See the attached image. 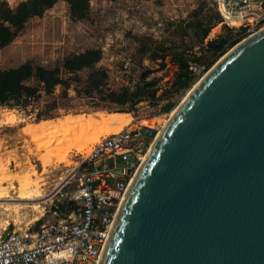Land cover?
Masks as SVG:
<instances>
[{
	"label": "water",
	"instance_id": "95a60500",
	"mask_svg": "<svg viewBox=\"0 0 264 264\" xmlns=\"http://www.w3.org/2000/svg\"><path fill=\"white\" fill-rule=\"evenodd\" d=\"M101 264H264V29L223 54L169 118Z\"/></svg>",
	"mask_w": 264,
	"mask_h": 264
},
{
	"label": "rangeland",
	"instance_id": "374dc122",
	"mask_svg": "<svg viewBox=\"0 0 264 264\" xmlns=\"http://www.w3.org/2000/svg\"><path fill=\"white\" fill-rule=\"evenodd\" d=\"M2 1L16 8L26 0ZM201 5H205L204 10L200 9ZM216 13L209 0H92L87 16L80 20L72 18L66 1H59L43 17L31 18L18 37L0 49V67L16 68L26 62L36 67H58L64 79L71 77V86L67 89L58 85L53 94H43L39 101L25 106L0 105L2 164L21 174L37 168L39 177L34 178L42 181L44 196L20 200L18 190H12V196L0 199V222L25 228L50 220L46 210L51 192L73 165L71 156L75 149L68 153V161L54 163L43 172L36 143L25 134V126L66 115L99 118L101 114L113 112L129 114L127 123L132 119L130 113L135 117L166 115L170 118L198 82L179 91L171 88L178 71L177 54H184L192 60V65L208 71L220 59L216 60L214 47L209 42L220 37L232 41L241 36L242 31L221 24L218 17L215 20ZM212 15L216 25L202 39L199 25H208ZM91 48L102 50L101 61L93 69L77 72V78H73L64 69L65 59ZM127 62H130L128 68ZM95 69L106 72V84L100 90H89L88 78ZM30 84L37 85L38 81L32 79ZM124 89L135 95L136 104L120 106L106 98L109 91ZM104 164L106 168L113 166L109 160ZM34 204L40 206L35 208Z\"/></svg>",
	"mask_w": 264,
	"mask_h": 264
},
{
	"label": "built area",
	"instance_id": "2783aa9c",
	"mask_svg": "<svg viewBox=\"0 0 264 264\" xmlns=\"http://www.w3.org/2000/svg\"><path fill=\"white\" fill-rule=\"evenodd\" d=\"M209 1L230 29L246 36L264 29V0ZM191 68L205 74V67ZM130 114L121 130L73 152L72 168L51 192L50 220L25 228L0 222V264H101L124 198L169 120Z\"/></svg>",
	"mask_w": 264,
	"mask_h": 264
},
{
	"label": "trees",
	"instance_id": "16d2710c",
	"mask_svg": "<svg viewBox=\"0 0 264 264\" xmlns=\"http://www.w3.org/2000/svg\"><path fill=\"white\" fill-rule=\"evenodd\" d=\"M59 1H66L70 6L72 18L80 20L87 16L92 0H26L19 3L16 8H12L6 1L0 0V49L10 45L24 30L31 18L43 17L46 11ZM204 8L205 5H201L200 9L204 10ZM212 8L216 10L213 5ZM215 16V20L218 17L219 22H221V17L218 12ZM212 19H214L213 15L208 21V25H199L202 28V39L206 38L211 29L216 25ZM245 36L244 31H242L241 36L234 38L232 41L226 37L211 40L209 46L214 47V53L217 55L216 60L240 42ZM102 55L103 52L100 48L87 49L82 53L66 58L64 69L67 73L73 74V78H77V72L85 69H93L101 61ZM176 59L178 71L171 88L174 91H179L191 87L200 78L192 70V60L190 58L179 53ZM214 64L215 62L207 69L209 70ZM106 77L107 74L105 71L95 69L88 78L87 88L89 90H100L104 88ZM32 79L38 81V84H30ZM70 79L71 77L64 79L61 74V69L58 67H36L31 62H26L16 68L3 69L0 67V105L25 106L32 101H39L43 94H53L58 85H64L69 89L71 86ZM106 98L109 102L120 106L136 104L135 95L129 89H124L120 92L109 91Z\"/></svg>",
	"mask_w": 264,
	"mask_h": 264
},
{
	"label": "bare ground",
	"instance_id": "6f19581e",
	"mask_svg": "<svg viewBox=\"0 0 264 264\" xmlns=\"http://www.w3.org/2000/svg\"><path fill=\"white\" fill-rule=\"evenodd\" d=\"M177 108L173 110L171 116L175 114ZM128 116L129 114L123 112L101 114L99 118L86 114L66 115L57 120H43L37 124H29L24 127V132L36 143L35 148L43 167L42 171L45 172L54 163L66 162L67 156H69L68 153L71 150L82 151L95 143L100 137L121 130L124 124L127 123ZM29 150L33 152V149ZM6 165L2 164L0 158L1 200L12 196L11 191L14 189L18 190L20 200H33L44 197L41 193L42 181L35 179L36 177L34 178L35 175L40 173L36 170L37 168L33 167L30 172L21 174L10 170ZM6 183L9 186H6ZM26 202H24L25 205ZM34 205L35 208L40 206L38 204Z\"/></svg>",
	"mask_w": 264,
	"mask_h": 264
}]
</instances>
